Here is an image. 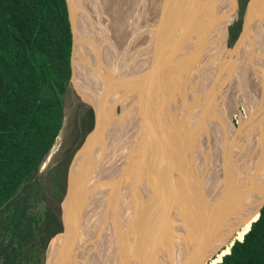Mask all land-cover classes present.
I'll return each mask as SVG.
<instances>
[{
  "label": "bare ground",
  "instance_id": "obj_1",
  "mask_svg": "<svg viewBox=\"0 0 264 264\" xmlns=\"http://www.w3.org/2000/svg\"><path fill=\"white\" fill-rule=\"evenodd\" d=\"M211 1L207 0L202 4L204 12L206 8H211ZM150 2L152 3L153 0H67L74 39L71 58L72 86L76 85L77 89L83 88L82 95L90 91L94 94L93 105L97 116V131L100 130V133L98 132L97 136L88 141L73 164L72 185H70L63 213L68 231L66 236L58 237L51 244L50 264L57 263L59 254L64 257L63 264H105L106 262L108 264H173L177 253L174 246L178 248L180 244L178 230L182 231L187 239L190 236L195 252L200 253L201 250V254L206 258L211 256L208 258L209 264H215L229 252L234 237L236 239L243 237L251 220L257 215L264 187V0H257L253 6L254 9L251 8L248 13L245 30L235 48H232L235 59H232V54L228 53L226 55H229L232 61L225 60L223 57L218 65L212 64L214 69L219 70L220 76L227 64L234 63L236 69L244 73L257 68L256 74H259L258 81L260 80L261 83V91L255 89L257 85H254L255 94L252 96L257 102L261 96V101L258 103L261 102L262 110H260L261 113L256 114L259 116L250 117L249 111L252 106L247 103L251 99L245 102L249 124L255 123L259 126L258 122H260L261 132L259 129L258 131L250 129L247 136L240 139L242 140L240 144L237 141H229V145L225 144L227 139L224 144L222 143L224 134L216 125L217 123L212 121L213 124L207 127L202 126L205 118H211L210 112L209 115L206 114L208 108L203 109L207 116L201 114L203 113L201 109L195 108L197 113L194 111L193 114L196 113L195 122L198 125L196 130L188 129L186 125L190 123L189 118L187 119L190 117L189 114H182L178 124L181 127H177L176 122L175 125L167 122L171 115L166 116L168 117L167 126L165 119L162 121L158 117V122L154 121V123L158 125L160 131L162 128L163 134L154 146L148 144L147 135H144V132L138 133L139 127L133 121L136 119L133 118L132 110L135 101L131 96L132 93L135 94L134 90L137 88L136 75L141 74L143 68L153 70L155 65L153 59L162 50H166V40L165 44L161 41L151 47L153 37L157 35L156 30H159L166 14L173 10L174 2L175 5L181 2L178 7H183L184 0H159L158 3L154 1L153 4H149ZM82 3L87 4L89 12L86 13L87 17L83 13L78 19L77 5L82 6ZM155 3H157L156 6ZM220 4L226 6L224 0ZM197 7L201 6L197 5ZM163 11L166 13L162 14ZM213 12L215 13L214 17L212 16L213 21L208 22L211 16L208 17V21L205 19L207 25L211 26H208L209 30L204 27L201 31L202 27L201 29L198 27L194 38L197 42L206 40V29L211 34L209 37L216 35L214 34L215 23L218 22L219 12L214 10ZM149 16H153V19L150 24L151 31L146 36L145 29L148 28ZM161 17L162 21H160ZM113 32H117V35ZM103 33L108 34L113 42L114 51L111 55L106 54L107 49L100 37ZM89 36L99 38L93 41L91 37L94 51L86 54V57L93 53L95 55L103 53L102 60L99 62L82 58L83 44ZM208 41L212 44L207 43L209 46L203 45L204 48H202L203 51H207L205 57L200 58L203 54L201 53L197 55V58L199 61H204L208 55L211 58L209 61L211 64V62L214 63L218 53L216 51L218 43L214 48L215 37ZM148 46L151 47L148 48L150 51L144 66L139 69L140 65H137V62ZM188 56L184 54L181 64H188L186 62L191 55ZM181 64L174 62L171 73L163 74L165 77V79L162 78L163 83L157 82L158 86L162 87L157 93L161 94L163 90L167 91L166 88L171 87L168 88L167 97L157 96L160 100L162 99L161 105H163L156 110L160 115L165 114L167 110L171 111L168 105H171L174 99L178 103L180 98H184L180 95V88L177 86L179 88L177 91L174 85L180 81L179 86L185 87L187 78L185 82H181V75L186 77L187 70L184 66L182 68ZM202 64L204 68V63ZM208 68L206 67L207 70L211 69V67ZM189 71L190 69L188 73ZM202 74L205 77L206 73ZM211 74L212 72L209 74L210 77ZM249 74L251 75V72ZM213 75L218 76L216 72ZM202 79L200 80L203 82ZM189 80L192 83V80ZM253 80L255 82L256 78ZM247 92L253 93L250 90ZM189 93L193 95L194 90ZM244 94L245 89L241 94L243 100L246 99ZM217 101L219 102L218 97ZM119 102L123 103L124 109H121L117 115L116 104ZM185 102L182 101L183 105ZM212 103H214L213 100ZM213 108L215 110V106ZM122 115H124L123 121L117 123L116 120ZM215 118H213L214 121H216ZM258 126L257 128H260ZM106 127H109L107 131ZM212 133L215 134L213 139H211ZM230 136L232 137V134ZM210 139L218 152L212 149V144L209 145ZM188 160V165L191 164L192 167L186 165ZM86 167H88L87 171ZM162 187L169 192L167 194L166 191L165 200H168L167 203L171 205V211H176V216L173 213L166 218L163 213L164 208L160 206L162 201L154 193V189L163 190Z\"/></svg>",
  "mask_w": 264,
  "mask_h": 264
},
{
  "label": "trees",
  "instance_id": "obj_2",
  "mask_svg": "<svg viewBox=\"0 0 264 264\" xmlns=\"http://www.w3.org/2000/svg\"><path fill=\"white\" fill-rule=\"evenodd\" d=\"M239 31L240 23L232 39ZM72 50L67 0H0V264H45L62 231L51 207L30 210L39 202L30 181L63 126ZM263 196L243 240L217 264H264Z\"/></svg>",
  "mask_w": 264,
  "mask_h": 264
},
{
  "label": "rangeland",
  "instance_id": "obj_3",
  "mask_svg": "<svg viewBox=\"0 0 264 264\" xmlns=\"http://www.w3.org/2000/svg\"><path fill=\"white\" fill-rule=\"evenodd\" d=\"M256 1L257 0H239L237 9L235 10V12L233 13V15L230 18V22L233 25L240 23V31H239L238 36L235 39L229 38L228 37V33H227V36H226V41H225V39H224L222 34H220V36H219V33H221L222 30L219 29L221 24H218V23L217 24L219 26L215 23L216 29H215V33L214 34H216V35L215 36L212 35V37L211 36L209 37V35H211V34L208 32V30H209L208 26L209 25H207L208 24L207 21L209 19L208 17L211 16V15H209L206 18L207 21H205L204 18H203V23H205V24H203L204 26H202L201 31L203 30L204 27H207L208 30L206 29V32H205L207 37H206V40H201L199 42H201L202 45L207 47V45L210 43V41H208V39H212L213 37H215V43H213V44H215V46H214V48H215L217 46L216 44L218 43V46L216 48V51L218 53L215 51L217 53V55H216L215 59L213 58L214 59V63L211 62V64L209 63V61H211V58L208 57V55L206 56L207 59L204 60L206 62L199 61L197 57L193 58L191 56L190 59H188V61L186 62V63H188L187 64L188 67H186L187 65H185V64H181V67L183 68V66H184L186 68V70H187L185 72V75L188 73L189 69H190V71L192 70L191 71L192 73L194 72L192 78H190L192 80V83L188 79V77H187V80H186V77H184V79H183V76L181 75V78L183 79L182 81L185 82V80H186L185 86H187L188 84L189 85L190 84H193V85L196 84L194 89H193L194 90V94L190 95V97L192 96L191 97L192 103H188L190 105H188L186 103L187 101L185 100L186 98H189V97L184 96V98H180L179 99V101H178L179 105H177L178 103H176V106L178 108H176V106H173L172 102H171V105L170 104L168 105V109L171 110V111L167 110L169 113H167V111H166L165 114H163V115L161 114L160 115L158 113V111H156V110H158L159 106L163 107V105H161L162 99L160 100L159 97H157V96H160V98L161 97L163 98V96L165 95V97H167V93L169 94L168 88H171L169 86L168 88H166L167 91L163 90L161 92V94L157 93L158 89L162 88V87H159L158 84L160 82L163 83V79H162L164 77L163 74L164 73L168 74L167 72L171 73V71L173 70V67H172L173 63H174L173 61L171 62V61L168 60L169 61V64H168L169 66L167 65L166 59H164L165 57L161 58V61H157V59H159L160 57H163V55H160V56L157 55L153 59L154 62H155V63L153 62V64H155V65H153V70H152V68L151 69L149 68L148 70L143 68L141 74L136 75L135 80L137 81V88H135V90H134L135 94H133V93L131 94L133 100L135 101V105L134 104L132 105L133 106L132 110H133V118H136V119H134L133 121H135L137 123L138 127H139L138 133L141 134V132H144V135H147V139H148V144L149 145L154 146L156 144V142H158L160 140V138L162 137V134H163L162 133V131H163L162 128H161V131H160V129L158 128V125H155V123L158 122L159 118L162 121H164V119H165L164 122L166 123V126L168 124L167 122H170L171 125L172 124L175 125L177 123L176 126L177 127L178 126L181 127V125H178V124H180L179 120H177L175 117H173V116H176L177 113H178L176 109H178L179 111H183L182 112L183 115H184L185 111H188V114H189V116L191 118L187 117V119L189 118L188 120H190V123H187L186 125H187V127H189L188 129L194 128L196 130L197 123L195 122V119H196L195 115H196L197 111H196L195 108L198 107V109H201L200 111H203V109L206 110L208 108L206 110L207 112L204 110L203 113H201V114L205 115V112H206V114L209 115L208 113L210 112V117L212 118V120L210 118V119H208V120H210L208 122H211L210 124H213L212 121L214 123H217L216 125L218 127H220L221 132L224 134L222 136L223 139H221L222 143L224 144V141L227 139L226 143H225L226 145L227 144L229 145V141H232V142H234V141L236 142L237 141L238 144H240L241 141H242L240 139L246 137L247 133L249 131H251V130L254 131L256 129L255 131H258L257 129H259V132H261V123L260 122H258L260 124L259 126L256 125L255 123H250L249 124V116L247 114L248 111L246 110V105L244 103L245 101H247V100L249 101L251 99L250 100L251 103H249L250 101L247 103V105H251L252 106L251 107V111H249V115H250V117L251 116H259V115H256V114L261 113L260 110H262L261 102L258 103L259 101H261V96H259L258 102H257V100L254 97H252L253 94H251V92L250 93L247 92V90H250V91L253 92L254 88L257 89L258 91H261V83H260V80L258 81L259 74L258 75L257 74L256 75H250L249 73L252 72V70H248L249 71L248 73L247 72L244 73L241 70H237L236 66L234 65V63H232V64H227L226 68L224 66V72L220 76L219 75V70L214 69L213 68L214 65H212V64L218 65L221 62V60L223 59V57H224L225 60H227V59L230 60L231 59L230 56L226 55L228 53H231L232 54V59H235V55H234L235 53L232 51V48L233 49L235 48V45L238 42V38L240 36V33L242 32L243 26H244V24L246 22V19L248 17V13L251 11V8H253V6L256 4ZM82 4L85 5V3H82ZM149 4H153V2L149 3ZM83 5L82 6L80 4L77 5V11L76 12L78 13L77 14L78 19L80 17L79 16L80 14L83 15V13H84V15H86V13L89 12V8L87 9V4L85 5V7ZM155 6H156V3H155ZM221 7L223 8L222 11H224L225 7L224 6H221ZM181 9H184V8H182L180 6L178 10H181ZM198 9L199 10L202 9V11H204V8H202V6L198 7ZM208 9L209 8L205 9V13H206V10H208ZM151 11L152 10H150V12ZM187 11L188 10H185V14L186 15H187ZM212 11H213V9H212ZM217 11L220 12L221 9H217ZM163 12L165 14V11H163ZM212 14H214V12H212ZM86 17H87V15H86ZM151 21H152V19L150 21L147 20V27L148 28H146V29H148V30L145 29V31H147V35L146 36H148V33H150V31H151V28H150ZM160 21H162V18L160 19ZM210 21H213L212 16H211V18L209 19L208 22H210ZM159 25L160 24H158V26ZM209 27H211V26H209ZM217 28H218V31H216ZM86 33L87 32H85V34ZM217 35H218L219 38L217 37ZM149 36H150V34H149ZM91 37H92L93 41H94V39L96 40L97 38H99L97 36L96 37L91 36ZM91 37L89 36L87 38L86 42H84V44H83L84 51H83V54H82V58H83V60H88L89 59L90 61L92 60V62H93V60L94 61L97 60V62H99V61L102 60L101 56L104 55L103 53H100V55H95V53H93V54H90L89 57H86L87 56L86 54H88L91 51H94L93 50L94 48L92 46L93 42H92ZM100 37H101V40H103L104 47L107 49L106 54L107 55H111L113 53V51H114L113 42H112L111 38L106 33H103ZM143 41H144V44H145L146 39L143 40ZM164 41H163V43H164ZM205 41H207V42H205ZM195 42H197L196 39H195ZM199 42H197V43H199ZM152 44H153V42H152ZM152 44H151V47L154 46ZM210 44H212V43H210ZM151 47L148 46L145 49V51L143 53V56L137 62V65H140L139 69H140L141 66H144V63H145L146 58L148 56V53L150 51L149 49ZM193 59L194 60L196 59L195 62H197V60H198L199 62L204 63V68L202 66L203 65L202 63H200L201 65L199 66V68L201 70L198 69V67H197V69H198L197 70L195 68L196 66L191 68V64H190L189 61H192ZM163 61L166 64H162V63H164ZM230 61H232V60H230ZM161 65H165V68H166V66H167V68L164 69L163 71L159 72L158 69H156V68L158 66H159L158 68H160ZM196 65H198V64L196 63ZM205 66L209 67L208 69H210V67H211V69L207 70ZM230 67H232V68H230ZM193 69L196 72L193 71ZM249 69H251V68L249 67ZM190 71L188 73L189 75H191ZM177 72H179V69H177ZM210 72H212L211 77L209 75ZM214 72L217 73V75H218L217 77H215V75H213ZM198 73L199 74L201 73V74L199 75ZM202 73H206L205 77H203L204 75ZM194 76L197 77V78H195ZM229 76H230V78H229ZM212 77H213V80H212ZM159 78L162 79V80L157 81ZM208 78H210V79L208 80ZM254 78H256L255 82H253ZM164 79H165V77H164ZM198 79L199 80L202 79L204 83L201 80L199 81ZM71 80H72V78H71ZM193 80L196 81L197 83L199 81V83L197 84ZM214 81H216V82H214ZM157 82H158V84H157ZM205 82H207V83H205ZM208 83L209 84L211 83V84L209 85ZM212 83H216V84L212 85ZM252 83H253V85H252ZM197 85H198L199 88L197 87ZM254 85H257V86L254 87ZM211 86H212V90H211ZM213 87H214V89H213ZM77 88H78L77 86L76 87L74 85L72 86V81H70V85H69V88H68V91H67V93L65 95V100H64L65 117H64V122H63L62 129H61V131H60V133H59V135H58V137H57V139H56L51 151L49 152V154L46 156V158L42 162L43 164H41V166H40V168H39V170L37 172L36 178H34V179H32L30 181V182H33L36 179V181H37V183L39 185V187H38L39 202L35 206L31 207L30 210H32L34 212H40V211H43V209L46 206H49L58 214V217L60 218L61 222L63 221V218H64L63 217L64 207L62 206V202H63V199H64L66 191H67V187H68V169H69L70 163H71V161L73 159V156L75 155L77 150L80 148V146L82 145L83 141L85 140V138L87 137V135L90 132L89 130H86V131L84 130L86 128V125L88 124V115H89L88 108H89V106L84 104L83 103V99L81 98V97L84 96L81 93V90L83 91V88L76 90ZM243 89H245V94H244V96L246 97L245 101H243V99L241 97ZM216 94H217V96H216ZM79 95L81 97H79ZM196 95H200L201 97L198 96V97H200L198 99V97ZM195 97H196V99H195ZM217 97H218V100L221 99V103H219L217 101ZM83 98H85V97H83ZM208 98H209V101H211V102L208 101ZM140 100H141V102H140ZM198 100L201 101V102H199ZM203 100H205V101H203ZM212 100H213L214 103H212ZM144 101L148 102V106H144L142 104ZM182 101L183 102L186 101L185 102L186 105L184 104L185 108H184V105H183ZM188 102H189V100H188ZM207 102H208V105H207ZM205 103H206V106H208V107L205 106ZM194 105H195V107H193ZM198 105L201 106L202 108H200ZM209 105H211V106H209ZM116 106H117V108L118 107L120 108V112H121V109L122 110L124 109L122 102L117 103ZM214 106H215V110L213 108ZM169 107H171V108H169ZM154 109H155V111H154ZM116 111H117L116 113L118 115L120 112L118 113L117 109H116ZM189 111H192V112H189ZM194 111L196 112L195 114H193ZM93 113H94V111H93ZM170 115H171V118H168V117H170ZM192 115H193V117H192ZM207 115H205V116H207ZM211 115H213V116H211ZM163 116H165V117H163ZM166 116H168L167 117L168 120H167ZM123 118H124V115L119 117L116 120V122L117 123L118 122L121 123L123 121ZM213 118H215L216 121H214ZM166 120H167V122H166ZM154 121H155V123H154ZM192 121H193V123H192ZM135 122H134V126L136 127ZM188 124H190L191 126L188 125ZM154 126H156L157 128L154 127ZM250 126H252V127H250ZM257 126L260 127V128H257ZM145 127H147V128H145ZM144 128H145L146 132L144 131ZM151 129H153V130L151 131ZM155 130H157V131H155ZM147 131H148L149 134L147 133ZM152 132L154 133V135H153ZM179 134H180L179 136H181L182 132L179 133ZM231 134H232V137L230 136ZM257 136H260V135H257ZM214 137H215V134L212 135L211 139H213ZM211 139L209 140V142H210L209 145L211 146V144H212V149L215 151L216 149H214V145H213V143H211ZM221 147L219 148V150L221 149ZM216 151L218 152V150H216ZM217 160H218V156H217ZM56 166L58 167V169L56 168ZM58 180H60L59 184H57ZM61 183H64L63 187L61 186ZM263 192H264V187L262 189V195H263ZM58 237L59 236H57L54 239H52L50 241V243L48 244V247H47L48 251L46 250V255H45V262H44L45 264H50L51 263L50 260H49V249H50V246L53 243V241L55 239H57ZM241 239H243V237ZM235 240H237V239L234 237L232 242H231V245H232V243H234ZM231 245H230V249H231ZM229 252H230V250H229ZM214 257H216V255ZM219 262H217V263H219ZM217 263H215V264H217ZM105 264H108V263L106 262ZM207 264H209V262Z\"/></svg>",
  "mask_w": 264,
  "mask_h": 264
},
{
  "label": "water",
  "instance_id": "obj_4",
  "mask_svg": "<svg viewBox=\"0 0 264 264\" xmlns=\"http://www.w3.org/2000/svg\"><path fill=\"white\" fill-rule=\"evenodd\" d=\"M205 1H207V0H184L183 7H182L184 9H181V10H178V8L180 7V6L178 7V5L181 2H177L176 5H175V2H174L173 10H171V13L168 12L166 14V18L164 17V21H163L162 25L159 27V30H156L157 31V35L153 37L152 42L155 40V42H154V45H155V43H158V42H161V41L163 42L164 40L167 41L166 50H162L160 52V54H159V56L163 55V58L165 56L164 59H166L167 65L169 64V61H171V62L173 61V62H175L177 64L178 63L181 64V62H183V61H181V59L183 58L184 54H187V56L190 54L194 58V57H197V55L199 56L201 53H203L200 58H202V57L204 58L205 57L207 51L205 52V51L202 50V48H204V46L201 44V42H199V43L195 42V40H194L195 34H197L198 27L201 29L202 24H203L202 20H203L204 16H205L204 20L209 15L214 17V15L211 13V12H213L212 9L217 11V9L219 7H221L220 3H222V0H212L211 1V5L212 6H211L210 9L206 10V13L204 11H202V9L199 10L198 7H197V5L202 6V4ZM224 1H225V5L226 6H225L224 11L221 10L219 12V14L217 15V17H218L217 18L218 19L217 23L221 24L219 29H221L222 31H221V33H219V35L222 34L224 39H225V41H226L229 21H230L231 16L233 15L235 10L237 9L238 0H224ZM202 8H203V6H202ZM185 10H188L187 11V15L185 14ZM69 19H70V17H69ZM70 22H71V20H70ZM245 25L246 24H244V26H243V30L240 33L238 41L241 38V36H242V34H243L244 30H245ZM178 28H179V30H178ZM169 42H170V44H169ZM171 42H172V47L170 48ZM73 47H74V39H73ZM72 52H73V50H72ZM157 61H161V58L157 59ZM200 63L197 62L198 65H196V63H195V61L193 59L192 61H190L191 68L194 67V66H196V68L197 67L199 68ZM162 64H166V63L164 62ZM71 66H72V62H71ZM158 67L156 69H158L159 72H161V71H163L164 69L167 68V66L165 68V65H161L160 68H158ZM72 70H73V68H72ZM185 76H186V78L189 77V79H190V78H192L193 73L191 75H189L187 73ZM183 79H184V77H183ZM183 79H181V80H183ZM160 80H162V79L159 78L157 81H160ZM181 82H184V81H181ZM179 84H180V81H179V83H177V82L174 83V85H176L175 88L177 89V91L180 88V90H181L180 95L183 96V97L184 96H188L189 97L190 96L189 92L194 89L195 85L190 84L188 86H185V87L181 88L179 86ZM188 100H189V102H188ZM186 101H187V104L190 103L191 97L186 98ZM172 102H173V106H175L176 105L175 99ZM142 104L144 106H148V102L144 101ZM177 112L178 113H177V116H175V118L177 120H181V116L183 114L182 113L183 111L179 112L178 109H177ZM185 114L187 115L188 112L185 111ZM182 118H184V117H182ZM106 128H107L106 129V131H107L109 127H106ZM98 132L100 133V130L97 131V116L95 114V123H94L93 128L90 130L89 134L87 135V137L83 141L82 145L80 146V148L77 150V152L73 156V159H72V161L70 163V166H69V169H68V187H67V191H66L65 197H64L63 202H62V206L63 207H64V204H65L66 198H67V196L69 195V192H70V185H72L71 170L73 168V164L75 162V159L77 158L78 154L82 152L84 147L88 144V141L91 138L97 136ZM136 144H137V142H136ZM189 167H192V165L189 164ZM194 169H196L195 166H194ZM162 189H163V187H162ZM166 191L167 190H164V189L163 190H158V188L154 189L155 195L159 196L161 201H162L160 203V206H161V208H164L163 213H165L166 218H169L168 217L169 215L172 216V214L174 213L175 216H176L177 213H176V211H174V212L171 211V205L169 203H167L168 200L167 201L165 200L167 198L166 197ZM167 194H169L168 191H167ZM157 196H156V198H157ZM263 205H264V203L261 205V207L259 209V214H260V210H261ZM67 231H68L67 223H66V220L63 218L62 231L60 233H58L57 235H55L52 239H54L57 236H59V237L63 236V235L66 236L67 235L66 234ZM178 232H179L178 239L180 240L179 241L180 244L178 245V248H175V246H174V249H177V251H176L177 253L174 256L175 262H173V264H207L209 262L208 258H210L211 256L206 258L205 255L203 256L201 254V250H200V253H198L199 251L195 252V249H193V243H191V240H190V236L187 239L186 235L183 236V232L182 231L178 230ZM242 240H240V241H242ZM233 244L234 243H232V245ZM63 258H64L63 255L59 254V257L57 256V263L56 264H63Z\"/></svg>",
  "mask_w": 264,
  "mask_h": 264
},
{
  "label": "flooded vegetation",
  "instance_id": "obj_5",
  "mask_svg": "<svg viewBox=\"0 0 264 264\" xmlns=\"http://www.w3.org/2000/svg\"><path fill=\"white\" fill-rule=\"evenodd\" d=\"M150 1H152V0H150ZM154 1L156 2L157 1V3H158V1L159 0H153V3H154ZM151 3V2H150ZM157 3H156V5H157ZM238 3H239V0H238ZM255 6V5H254ZM151 13H152V11H151ZM165 13H166V11H165ZM162 14H164V12L162 13ZM163 16V15H162ZM162 18V17H161ZM160 18V19H161ZM148 19L149 20H151V19H153V16H149L148 17ZM237 24H235V25H233L230 21H229V25H228V37L229 38H231L232 39V28L233 27H235ZM113 33H115L116 35H117V32H113ZM154 42H155V40L153 41V45H154ZM235 55V54H234ZM252 57V56H251ZM252 59V58H251ZM251 59H248V60H251ZM248 60H247V62H248ZM245 66H247V64L245 65ZM257 69V68H256ZM256 69L255 70H252V72H251V75H256ZM75 87H76V85H75ZM80 88V87H79ZM81 89V88H80ZM76 90H78V89H76ZM78 93V92H77ZM89 93H90V95H89ZM88 94L86 93L83 97H85V98H83V97H81L80 95H79V97H81L82 99H83V103L84 104H86V105H88L89 106V108H88V111H89V115H88V124L86 125V128L84 129L85 131L86 130H91L92 128H93V126H94V123H95V110H94V102L93 101H95L94 99H95V96H94V94L93 93H91V91L89 92ZM79 94V93H78ZM92 94V95H91ZM253 96H254V94H255V92L253 91ZM246 100V99H245ZM245 100H243V101H245ZM248 101V100H247ZM246 102V101H245ZM244 102V103H245ZM219 103H221V99L219 100ZM117 110H118V112L120 111V108L118 107L117 108ZM93 111H94V113H93ZM206 119V118H205ZM204 119V122L205 123H203L202 124V126L203 127H207L208 125H211L210 123L211 122H208V121H210V120H208V119H206L205 120ZM219 128V127H218ZM189 160H190V158H189ZM189 160L186 162V165H188V162H189ZM189 166V165H188ZM56 168L58 169V167L56 166ZM88 168V167H87ZM86 168V171L88 170ZM59 182H60V180H58L57 181V184H59Z\"/></svg>",
  "mask_w": 264,
  "mask_h": 264
}]
</instances>
